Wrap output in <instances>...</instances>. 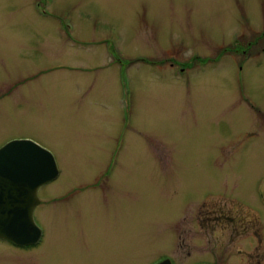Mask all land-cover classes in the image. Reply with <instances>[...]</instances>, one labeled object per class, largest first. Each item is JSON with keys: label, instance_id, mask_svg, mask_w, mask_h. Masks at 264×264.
Instances as JSON below:
<instances>
[{"label": "rangeland", "instance_id": "1", "mask_svg": "<svg viewBox=\"0 0 264 264\" xmlns=\"http://www.w3.org/2000/svg\"><path fill=\"white\" fill-rule=\"evenodd\" d=\"M52 1L39 15L0 0V141L53 154L61 176L41 198L82 186L61 206L76 202L69 226L48 205L41 247L0 240V264H142L174 251L182 217L229 210L203 196L264 187V0Z\"/></svg>", "mask_w": 264, "mask_h": 264}, {"label": "flooded vegetation", "instance_id": "2", "mask_svg": "<svg viewBox=\"0 0 264 264\" xmlns=\"http://www.w3.org/2000/svg\"><path fill=\"white\" fill-rule=\"evenodd\" d=\"M37 2L36 9L38 14L40 15V11L42 14H47L46 8L48 7V2L47 4H44V0H37ZM56 4V0H53L52 5L56 6ZM60 14L61 13L58 11L54 14V18L59 20ZM249 31H251V29L247 30V32ZM262 36H264V34H262ZM241 41L240 38H238L232 43L236 45V47L232 50L234 53L231 54V56L235 58L238 56L246 60L251 57V54L248 55V53L249 51L251 52L253 43L248 42L247 46L245 45L246 47H244L240 44ZM219 60L220 58L216 59L215 62H219ZM182 68L183 70H188L186 66H182ZM2 92L4 95L0 97V100L10 95L9 88L0 90V93ZM13 140H30L41 145L36 139L34 140L25 136H12L0 141V149ZM60 175L61 173L57 179L43 187L56 184L60 179ZM79 185L82 186L81 184ZM83 185L89 184L84 183ZM256 185L257 184H255L253 188L248 187L234 198L215 191L203 196L205 199L203 200L204 204L223 201L224 204H231L228 208L229 210L219 205H206L204 207L206 209L202 211L197 209L196 213L182 217L180 220L182 224L179 225V223L174 231L177 238L174 251L150 257L142 264H222L219 261V254L226 249L233 248V246H236L238 258L234 264H264V187L263 185L260 187ZM80 186L76 188L70 187L71 189H64L61 185L57 186L54 188V198H41L40 193L43 188L41 187L38 190L40 202L34 209L35 222L41 229L40 240L36 244L21 246L9 240L0 239L8 246L9 249L7 248V250L30 252L41 247L46 237H48L47 230L45 229L46 227L37 219V214L43 210H45V212L57 210L61 215L58 219L60 221L63 220L65 225L69 226L72 220L69 218V214L73 204H76V202L75 200L72 202L68 214L62 211L61 206H63V203L69 200L71 201V197L68 199H66V197L72 195L73 190H78ZM90 189L91 188H88L86 190L85 188L83 191H89ZM48 205H53V209L49 210L46 208ZM194 234L199 237L196 239L195 245V241H191L193 239L192 235ZM205 240L208 246L211 245L213 247V249H207L210 251H206V246L202 245ZM246 247L249 248L246 249ZM208 253H211V256Z\"/></svg>", "mask_w": 264, "mask_h": 264}, {"label": "water", "instance_id": "3", "mask_svg": "<svg viewBox=\"0 0 264 264\" xmlns=\"http://www.w3.org/2000/svg\"><path fill=\"white\" fill-rule=\"evenodd\" d=\"M58 176L52 153L33 141L15 140L0 149V239L21 246L40 240L34 220L38 190Z\"/></svg>", "mask_w": 264, "mask_h": 264}, {"label": "bare ground", "instance_id": "4", "mask_svg": "<svg viewBox=\"0 0 264 264\" xmlns=\"http://www.w3.org/2000/svg\"><path fill=\"white\" fill-rule=\"evenodd\" d=\"M61 176V175H60ZM60 178V177H59Z\"/></svg>", "mask_w": 264, "mask_h": 264}]
</instances>
